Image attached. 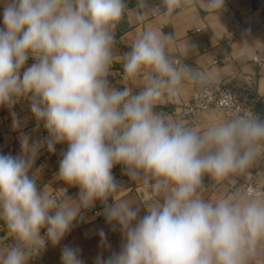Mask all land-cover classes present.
Instances as JSON below:
<instances>
[{
	"label": "clouds",
	"instance_id": "clouds-1",
	"mask_svg": "<svg viewBox=\"0 0 264 264\" xmlns=\"http://www.w3.org/2000/svg\"><path fill=\"white\" fill-rule=\"evenodd\" d=\"M0 27V107H7L13 129L22 126L11 111L30 101L37 128L48 133L32 141L21 133V153H0V220L13 243L0 251V264H28L49 243L59 245L83 220V212L104 205L103 215L119 230L118 251L94 264H256L264 260V199L239 188L231 195L206 199L205 177L228 180L264 155V117L251 108L205 128L156 111L161 97L177 96L185 79L205 83L206 73L178 66L168 51L173 34L144 30L121 55L125 76L142 77L134 91L111 86L108 76L118 55L115 29L127 0H2ZM220 12L225 0H205ZM137 18L149 12L136 0ZM251 29H245L247 36ZM247 46L248 40L242 42ZM193 49L189 44L185 51ZM34 61L25 67L29 58ZM62 152L56 179L78 187L75 199L63 200L32 172L41 149ZM154 193L144 202L115 198L122 188L113 168ZM113 203L109 204V198ZM99 215V213H98ZM44 234L41 235V231ZM100 243L110 248L106 233ZM81 249L65 245L61 264H85Z\"/></svg>",
	"mask_w": 264,
	"mask_h": 264
},
{
	"label": "crops",
	"instance_id": "crops-1",
	"mask_svg": "<svg viewBox=\"0 0 264 264\" xmlns=\"http://www.w3.org/2000/svg\"><path fill=\"white\" fill-rule=\"evenodd\" d=\"M127 4L132 10L126 11L115 29V49L118 55L108 76L111 86L123 88L122 80L134 91L143 86L145 81L142 77L132 79L125 76L121 55L130 51L132 43L144 30L153 28L174 35V39L169 42L168 51L173 59H180L182 65L206 70L214 81L226 82L229 85H247L257 94H264V64L259 66L254 62L256 57L264 60V0H225L224 8L219 13L207 11L205 0H146L148 8H155L156 11H149L143 20L137 18L136 0H127ZM2 11L3 3L0 0V27H3ZM248 28L251 32L245 36L244 30ZM245 38L249 43L247 46L242 44ZM187 44L193 49L185 51ZM33 62L30 57L25 67ZM194 88L188 79H185L177 96L165 95L160 98L156 111L182 118L200 128L232 116L214 108L193 113L190 104ZM29 104V100L21 99L11 110L17 113L22 122V126L15 130L10 110L0 107V153L13 156L20 154L21 133L29 135L30 143L47 137L48 133L42 124L37 128ZM257 110L261 111L262 107L258 105ZM66 149L67 144H58L55 153H49L46 148L41 149L29 173L31 175L32 172L40 170L37 174L38 188L45 186L59 200L64 199L63 193L59 191L61 189L67 188L66 195L73 199L79 192L78 187H70L56 179L59 161ZM261 157L262 155L257 157L244 172L230 178L236 181L235 185L230 184L228 180L216 181L206 176L202 195L206 199H215L231 195L237 188L243 192L245 183L258 168ZM112 172L122 188L115 194V198L138 202L140 215L143 216L146 213L143 203L153 199L154 193L132 182L120 165L115 166ZM113 202L110 197L108 203ZM103 209V203L97 201L95 207L82 213L84 219L74 223L72 230L59 245L53 246L49 243L38 256L30 258L28 264H61V249L65 245L80 248L85 264H94L98 255L107 258L112 251H118L122 236L118 229L114 231L106 222ZM93 211H98L99 215ZM101 229L106 233L110 248L101 246L98 234ZM44 231H41V235ZM12 243L11 233L0 220V251L6 250ZM256 264H264V260Z\"/></svg>",
	"mask_w": 264,
	"mask_h": 264
},
{
	"label": "built area",
	"instance_id": "built-area-1",
	"mask_svg": "<svg viewBox=\"0 0 264 264\" xmlns=\"http://www.w3.org/2000/svg\"><path fill=\"white\" fill-rule=\"evenodd\" d=\"M178 66L182 63L180 59H174ZM256 64L263 65L262 58H254ZM208 79L205 83L188 80L194 88L191 97L190 109L198 113L206 108L223 110L227 116L234 115L242 108H251L254 112L264 117V94H257L254 89L247 85H229L226 82L214 81L206 70ZM123 89V88H119ZM262 107L261 111L257 106ZM244 194L264 199V155H262L258 168L251 178L245 183ZM97 214L98 211H93Z\"/></svg>",
	"mask_w": 264,
	"mask_h": 264
}]
</instances>
